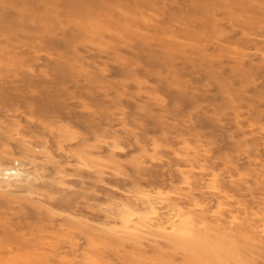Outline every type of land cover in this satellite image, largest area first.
<instances>
[{
    "label": "rangeland",
    "instance_id": "1",
    "mask_svg": "<svg viewBox=\"0 0 264 264\" xmlns=\"http://www.w3.org/2000/svg\"><path fill=\"white\" fill-rule=\"evenodd\" d=\"M168 221L264 264V0H0V264H185Z\"/></svg>",
    "mask_w": 264,
    "mask_h": 264
},
{
    "label": "bare ground",
    "instance_id": "2",
    "mask_svg": "<svg viewBox=\"0 0 264 264\" xmlns=\"http://www.w3.org/2000/svg\"><path fill=\"white\" fill-rule=\"evenodd\" d=\"M165 224L166 226L164 228H168V229L179 227L178 228L179 234H176L177 235L175 236L176 238L173 237V239H174L175 245L181 248V250L186 254L187 260L185 264L242 263L246 258L244 256H241L240 252L245 254V252L250 250L249 247H245L241 245V243H238L236 241H233V242L230 241V244L226 242L225 240L221 242L218 241V242L212 243L210 241L205 240L203 236L202 237L198 236L196 239H192L191 237L183 234L184 231H182L181 229L182 226H180L182 225V223L181 224L179 223L178 224L179 226L173 225L169 221L168 223H165Z\"/></svg>",
    "mask_w": 264,
    "mask_h": 264
}]
</instances>
